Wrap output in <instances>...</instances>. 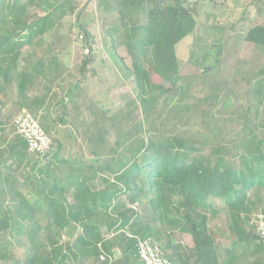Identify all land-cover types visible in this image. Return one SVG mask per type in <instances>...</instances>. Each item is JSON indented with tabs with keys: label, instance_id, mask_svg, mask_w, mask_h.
Wrapping results in <instances>:
<instances>
[{
	"label": "rangeland",
	"instance_id": "obj_1",
	"mask_svg": "<svg viewBox=\"0 0 264 264\" xmlns=\"http://www.w3.org/2000/svg\"><path fill=\"white\" fill-rule=\"evenodd\" d=\"M3 1L1 6L6 7L7 0ZM184 2L194 11L196 27L175 47L180 64L177 92L162 95L148 118L141 110L138 91L128 72L132 59L127 47V33H132L137 15L130 11L125 20L121 19L115 0H73L72 9L59 17L48 32L20 45L22 54L15 68L6 77L0 74V85L3 86V89L0 86L1 175L19 182L16 189L28 193L30 186L24 182V177H45L43 171L47 164L53 176H63L79 168L90 175L91 167L98 165L102 168L101 176L89 182L92 191L98 190L102 176L113 178L112 170L116 171L122 161L129 160L130 163L132 151L138 160L143 154L146 156L145 144L150 138H156L160 144L171 142L174 145V138L184 141L187 149L180 153L186 158L206 154L211 147L224 146V159L237 165L235 154L241 149L242 130L246 128L245 133L251 132L264 139V53L259 46L245 40L246 31L264 18V0H257L256 4L254 0ZM43 13L35 7L29 11L31 17ZM6 14L0 13V30L9 27L10 16ZM145 17V12L138 14L140 21ZM79 33L85 34L86 41L78 40ZM18 43L15 40L13 45L18 46ZM86 46L92 61L81 72L80 62ZM5 55L0 54V59ZM5 62H1L0 67H6ZM147 67L153 82L170 87ZM20 72L29 73L30 79L25 91L19 95ZM257 83L260 94L253 95L251 90ZM258 100H262L261 104ZM22 112L38 118L53 140L54 150L49 155L35 157L21 147L14 123ZM246 115L249 121H245ZM16 138L19 139L15 142L17 150L21 148L25 152L22 157L6 152L7 145ZM142 141L145 144H141ZM202 142L207 145L202 146ZM195 148L200 151L194 152ZM4 188L2 192L0 185V210L14 205L11 190L7 184ZM73 194V188L66 192L70 203ZM174 199L172 197L170 203L159 208L157 215L150 216V223L159 229L156 240L163 249L170 236L173 244L178 245L186 256L191 252L192 238L180 224L184 222L170 210ZM247 201L245 207L249 216L264 211V187L251 191ZM122 203L126 202L123 200ZM213 204L214 209L207 213L208 232L213 236L222 262L233 235L224 204L220 199H213ZM132 207L141 214L145 212L137 204ZM174 218L177 222L168 221ZM80 231L79 222L72 221L60 230L56 247L61 246L69 253ZM6 233L0 232V264H23L29 251L26 240L15 243ZM124 234L128 235V232L105 233L104 230L98 257L80 259L70 252L67 263L109 264L110 259L121 255L126 245ZM257 245L258 241L253 240L246 247L237 248L235 264H264V252L256 250ZM102 254L104 259L100 257ZM182 263L192 264L188 258ZM35 264H38L37 259Z\"/></svg>",
	"mask_w": 264,
	"mask_h": 264
},
{
	"label": "trees",
	"instance_id": "obj_2",
	"mask_svg": "<svg viewBox=\"0 0 264 264\" xmlns=\"http://www.w3.org/2000/svg\"><path fill=\"white\" fill-rule=\"evenodd\" d=\"M26 1L21 3L18 0H7L6 7L1 6L5 1L0 3L1 15L7 13L6 16H10L9 27L0 30V54H6L4 59H0V65L3 61L7 62L6 67H0L2 77H6L15 68L22 54L20 45L48 32L59 17L72 9L73 0ZM115 4L123 20L130 11L137 15L135 25L131 27L132 33H127V47L132 59L128 72L138 91L141 110L148 118L149 112L162 95L177 92L180 64L175 47L182 38L194 31L196 16L184 0H115ZM32 7L43 11V15L35 14V17H31L29 11ZM140 12H145L143 21L138 18ZM123 26L127 28L125 23ZM82 34L86 41L85 34ZM131 38H134L132 43ZM15 40L19 41L18 46L13 45ZM245 40L259 46L264 53V18L246 31ZM90 61V52L84 54L80 62L81 72ZM147 66L167 81L170 87L153 82ZM29 79V73L20 72L17 84L19 95L25 91ZM0 86L3 89L2 84ZM251 93L260 94L259 83ZM260 102L262 100H258ZM103 117L107 118L106 115ZM249 120L246 115L245 121ZM245 132L246 128L242 130L241 149L235 154L238 160L235 166L230 159L222 156L224 146L211 147L206 154L186 158L180 153V150L187 149L182 140L174 138L176 147L171 142L160 144L156 138H150L146 144L142 141L147 155L143 154L142 159L138 160L133 154L135 151H132L130 163L129 160L122 161L116 171L112 170L113 178L102 176L101 187L93 191L89 188V182L101 176L99 171L102 168L98 165L91 167L90 175L78 166V171L53 176L47 164L43 171L45 177H24V182L30 186L28 193L17 190L19 182L9 180L8 175L2 176L0 172L1 191H5L7 184L14 203L0 210V232H7L15 243L26 240L29 251L23 264H35L36 259L38 264H68L70 252L80 259L98 257L104 230L105 233L122 230L128 232V235L124 234L126 245L121 255L110 259L109 264H142L138 255L139 242L147 239L161 245L156 240L159 238V229L151 225L150 219L174 197L170 210L174 211L178 220L184 222L180 224L192 238V249L184 256L169 236L165 242V248L169 251L163 249V253L171 263L183 264L182 261L188 258L192 264H235L237 248L246 247L253 240L258 241L256 250L264 252V240L250 223L253 215L249 216L245 207L248 194L264 187V139ZM20 138L21 147L27 152L25 142ZM17 140L7 145L6 152L22 157L25 152L21 148L17 150ZM200 144L207 145L203 142ZM196 151H200V148H195ZM106 168L109 169L108 166ZM21 184L23 186V181ZM119 184L124 187L120 188ZM71 188L74 189L72 203L66 197V192ZM121 197L126 203L119 202ZM213 199H220L224 204L228 226L233 235L222 262L213 236L208 232L207 213L214 209ZM133 204L145 209V212L139 213L132 207ZM257 214H264V211ZM176 218L168 221L177 222ZM72 221L79 222L81 231L68 253L56 245L61 237L60 230Z\"/></svg>",
	"mask_w": 264,
	"mask_h": 264
},
{
	"label": "built area",
	"instance_id": "obj_3",
	"mask_svg": "<svg viewBox=\"0 0 264 264\" xmlns=\"http://www.w3.org/2000/svg\"><path fill=\"white\" fill-rule=\"evenodd\" d=\"M78 40L84 41L82 33L78 34ZM84 54L89 53V47L84 48ZM23 113V112H22ZM15 130L22 137L26 144V149L29 154H36L39 157L49 155L54 143L48 134L43 130L38 118L32 116L29 112H24L15 120ZM250 223L258 236L264 240V214L253 215ZM138 255L142 264H172L171 261L163 253V248L157 242L143 240L138 245ZM104 259V255H100Z\"/></svg>",
	"mask_w": 264,
	"mask_h": 264
},
{
	"label": "crops",
	"instance_id": "obj_4",
	"mask_svg": "<svg viewBox=\"0 0 264 264\" xmlns=\"http://www.w3.org/2000/svg\"><path fill=\"white\" fill-rule=\"evenodd\" d=\"M254 1H257V0H254ZM256 3V2H255Z\"/></svg>",
	"mask_w": 264,
	"mask_h": 264
}]
</instances>
